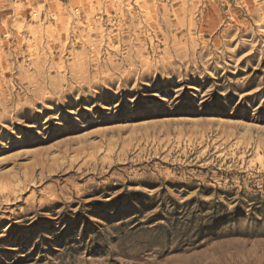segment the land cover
<instances>
[{
  "label": "rangeland",
  "instance_id": "rangeland-1",
  "mask_svg": "<svg viewBox=\"0 0 264 264\" xmlns=\"http://www.w3.org/2000/svg\"><path fill=\"white\" fill-rule=\"evenodd\" d=\"M0 264H264V0H0Z\"/></svg>",
  "mask_w": 264,
  "mask_h": 264
}]
</instances>
